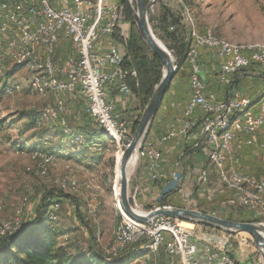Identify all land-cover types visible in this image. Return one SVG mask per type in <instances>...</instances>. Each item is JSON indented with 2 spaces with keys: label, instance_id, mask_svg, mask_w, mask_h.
Segmentation results:
<instances>
[{
  "label": "rangeland",
  "instance_id": "obj_1",
  "mask_svg": "<svg viewBox=\"0 0 264 264\" xmlns=\"http://www.w3.org/2000/svg\"><path fill=\"white\" fill-rule=\"evenodd\" d=\"M144 1L147 6L153 0ZM189 1L191 7L183 9L186 5L184 0H157L148 9L151 29L156 38L171 52L176 66V57L169 47L176 44L175 38L182 33L189 39L192 29L202 34L213 32L219 39L241 47L244 52L264 50V0ZM132 3L137 8L136 1ZM121 8L126 21L133 27L132 21L126 15L125 7L121 5ZM132 20L137 30L133 17ZM174 21H178L177 26L173 25ZM144 45L146 46L145 43ZM146 48L148 55L153 56L149 48L147 46ZM66 56L67 53L63 58ZM4 68L5 74L0 76V225L10 223L17 228L20 222L21 228L22 223L25 224L35 219L41 213L43 205L51 201V212L55 204L60 205L57 212H52L51 220L53 224L58 225L57 228H62L69 233L62 238L65 243L73 246L81 245L85 248L92 246L107 261L111 258L112 260L117 259L118 261L115 260L114 263L118 264H127L131 258L144 253L158 254L144 252L136 255L140 251L139 248L134 250L130 257L126 256L127 252L119 253L117 228L124 215L129 217L124 213L120 203V159L121 154L127 148L126 142L118 144L109 135L99 133V128L94 123L76 111L67 118V129L58 126L57 122L49 118H42L43 112L54 108L49 106L55 103L58 96L61 95L66 104L65 96L68 93L57 95L51 90L47 93H38L29 86L32 74L21 65L7 58L4 61ZM163 74L162 68V77ZM246 74L247 72H244L243 76ZM243 76L233 79L234 94L240 93L250 98L251 95L264 93L262 82L264 79L257 86L255 79H244ZM8 83H11L10 86ZM15 86H19V89H12ZM9 87L12 91H8ZM71 107L66 104V108L73 109ZM134 107H140V113L132 117L128 112H121L118 108L124 122L128 123L127 128L132 136L131 141L135 133V124L140 121L146 108L143 109L137 100L130 112L138 109ZM36 115H38L36 125L31 126L32 117ZM78 137L86 140L83 145L82 142L75 140ZM262 142H264V129L262 130ZM250 151H253L250 157L252 162L244 160L243 170L250 175H262L264 154L256 149ZM138 154L139 152L129 167V197L132 206L143 213H149L164 206L173 207L168 205L166 199L167 204L164 203L165 205L160 202L163 199L145 204L137 197V203H135L133 199L136 187L135 174L141 164L137 160ZM243 155L242 152L241 156ZM51 156L54 159L46 165L45 175H37L39 166L45 161V157ZM173 161H176V158ZM196 180L198 181H190V185L181 184L180 188L191 187L188 188V192H185L183 198L177 199L184 203L185 198L193 205L194 210L205 209L209 212L207 214L220 218L228 216L230 207L226 203L231 193L219 178L214 175L208 186L200 182V177ZM73 182L79 185L77 194L70 190ZM197 191L201 193L197 194ZM80 194L83 195L84 200L77 198ZM65 196L74 201L77 206L75 210H70L69 203V209H65L61 201ZM90 204L93 208L89 206ZM149 204L150 206H147ZM235 209L245 210L238 206ZM256 210L262 215H259V223H261V220L263 222V209ZM216 231L220 233L222 242L230 243L236 251H240L238 258L241 264H261V254L257 253L253 243L248 241V244L240 250L239 242L242 243V236L248 238L247 235L236 238L229 236L231 233L218 229ZM211 241L219 242L217 238ZM116 255L117 258H115ZM108 263L112 262L108 261Z\"/></svg>",
  "mask_w": 264,
  "mask_h": 264
},
{
  "label": "built area",
  "instance_id": "obj_2",
  "mask_svg": "<svg viewBox=\"0 0 264 264\" xmlns=\"http://www.w3.org/2000/svg\"><path fill=\"white\" fill-rule=\"evenodd\" d=\"M0 0V49L1 53H9L11 58L24 61V52H28L32 43L43 45V55L38 57L40 63L48 62L56 72L58 81L65 83V89H71L72 98L83 102L82 113L97 128H106L119 132L122 142L128 146L131 142L128 123L124 122L118 105L110 98L109 87L116 86L124 95H132L129 81L137 79L134 69L126 68L128 52L126 48L112 47L109 52L102 53L97 45L104 39H111L121 21L125 18L121 5L108 4L106 0ZM7 28L16 29V38H9ZM62 44L70 45L65 54L60 55ZM203 50L213 51L219 63V83L227 88L232 87L234 78L242 76L252 65L264 66V51L227 53L222 49L205 47L198 35V44L191 46L190 78L191 97L188 100L183 117L176 119L168 132L156 144L146 142L140 150L137 160L147 161L148 173L152 181L159 180L164 162L159 146L165 145L193 129V119L198 113L203 116L200 121L199 143L208 153V167L200 173V182L208 186L215 175L231 193L227 201L230 211L237 206L251 211L259 220L256 209L248 208L247 197L242 196L236 188L227 187L222 181L223 171H230L240 181L255 186V192L264 194V174L250 175L244 172L241 153L245 148L256 149L264 154V142L260 135L264 129V105L253 108L249 116L240 121L237 132L227 138L224 160H213V138L217 128L229 121L230 112L239 103L249 98L240 93H233L227 99H218L207 90L202 79L200 61ZM0 64H2L0 56ZM49 107L58 109L60 114L66 113V104L62 96ZM75 112V109H74ZM72 116L74 113H69ZM59 126V121H57ZM218 161H226V168H218ZM174 188L181 186L180 178L174 175ZM136 202V194L133 196ZM70 210L77 208L74 201L68 199ZM184 208L194 210L193 205L184 200ZM52 215V212H51ZM259 224V221L257 222ZM20 230L3 226V235L11 236ZM124 239L120 240L119 253H132L139 247L153 246L157 253L163 252L176 264H241L240 251L233 245H223L210 241L200 242L187 228V222L172 218H156L147 224H130L123 222ZM247 235L248 238L242 236ZM231 237L240 238V250L248 244H254L252 236L247 233H234ZM256 248V247H255ZM257 253H260L256 248ZM117 258V255L115 256Z\"/></svg>",
  "mask_w": 264,
  "mask_h": 264
},
{
  "label": "crops",
  "instance_id": "obj_3",
  "mask_svg": "<svg viewBox=\"0 0 264 264\" xmlns=\"http://www.w3.org/2000/svg\"><path fill=\"white\" fill-rule=\"evenodd\" d=\"M51 1L54 6H58L56 0ZM106 2L108 4L121 5V0H106ZM131 29V25L124 18L121 21L115 35L111 39H104L98 43V50L102 53L109 52L112 47H117L119 49L126 48L127 50V45L131 36ZM69 48L70 45L66 46V44H62L59 51L60 55L67 53ZM128 61L129 60L127 59L126 63H128ZM200 61L202 64V79L207 85V90L214 93L218 99L223 100L229 98L235 92V89L233 86L227 88L226 86H223L219 83V68L216 65L215 52L203 50ZM109 91L110 98L117 103L118 108L121 110V112H128L130 117L135 115L137 116L140 113V107H137L138 109L134 107V109L137 110L134 112H130L132 105L136 103V100L138 101L133 93L129 96L124 95L116 86L109 87ZM176 94H179V96H177ZM175 96H177L178 99L177 103L174 102ZM190 97L191 89L188 77L178 76L167 101L169 105L175 108V114L173 115V117L169 118L168 122H163L164 117L167 115L165 108L163 113H161L162 115L159 117V119L152 124V127L149 131V138L146 139V142L156 144L160 141V139L168 132L170 125H172V123L176 119H180L183 117L186 104ZM65 98L68 107L72 106L71 108L75 109L76 112L80 113L82 116L84 115L82 113V101L72 98V94H67ZM201 118V113L196 114L193 119L194 125L192 131L184 136L174 139L168 144L159 146V149L162 152L164 158V162L162 163L160 172L162 177L159 180L152 181L148 173L147 161L144 159L139 160V164H141L139 165L137 173L135 174L136 187L134 195L136 194V197L142 203L147 204L146 202H158L161 199L171 200L177 198L179 199V197L180 199L183 198V196H185L186 194L185 192H188V188H190L191 186L186 189H184V187L178 188V186L174 188V185L176 183L174 178L175 174H177L180 178V185L183 184L186 186L188 184L190 185V181H198L196 180V178L200 176V173L202 172V166H204L208 162L207 151L203 148L196 147V145L199 143L200 138L199 132ZM260 140H262V134L260 135ZM175 158L176 161H173ZM246 160L252 162V159H249L248 157L246 158ZM200 193L201 191H197V194ZM67 197L68 196H65V198L61 200L63 202V206L65 205V209H69ZM77 198H83V195H77ZM84 199L85 198H83V200ZM89 206L93 208V205L90 204ZM147 206H150V204ZM187 228L195 237L199 239L200 242L210 241L220 245L224 244L220 240V233L213 227L197 223H187ZM214 238H217L219 242L211 241ZM117 241L120 244L119 240ZM139 249L140 251L136 255L144 252L151 253L147 251L145 247H139ZM132 260H134V263H132ZM129 263L176 264L175 262H172V260L167 256L165 257V254L163 252H160L156 255H149L144 253L140 256L131 258L127 262V264Z\"/></svg>",
  "mask_w": 264,
  "mask_h": 264
},
{
  "label": "trees",
  "instance_id": "obj_4",
  "mask_svg": "<svg viewBox=\"0 0 264 264\" xmlns=\"http://www.w3.org/2000/svg\"><path fill=\"white\" fill-rule=\"evenodd\" d=\"M186 3L183 6L191 7V2L189 0H184ZM121 5L125 8L126 15L129 20L132 21L133 27L131 29V36L127 45L128 52V63H126V68L134 69L137 71L138 78L129 81V86L132 93L138 99L142 108L144 109L149 100L151 99L156 86L162 79V65L160 61L153 55L149 56L146 46L141 40L132 17L126 6V0H121ZM168 14L167 10H165ZM173 25H178V21L172 22ZM164 40V39H163ZM176 44L173 47H169L174 53L177 60V73L166 92L163 101L159 107V111L154 120V123L162 115L166 108L167 115L164 117L163 122H168L170 117L175 114V108L169 105L167 102L169 99V94L171 93L174 83L177 77H188L190 78V65L188 63V53L192 46V38L189 34V39L182 33L175 38ZM216 65L219 68V63L216 59ZM262 70V71H261ZM251 71V72H249ZM246 75H242L244 79H249L257 82L255 85H260L262 79H264V66L252 65L245 70ZM264 83V81H262ZM179 96V94H176ZM175 96L174 102L177 103L178 99ZM254 105H258L264 98V93L261 95L250 96ZM203 116V115H202ZM38 120V115L32 117L31 126H35ZM139 122L135 124V131L138 127ZM149 138V133L147 139ZM82 145L85 143V139H82ZM251 148H245L242 156V162L246 160V157L250 159L253 151ZM245 151V152H244ZM258 151V150H257ZM247 155V156H246ZM209 163L202 166L201 170L206 169ZM264 172L262 173V175ZM168 205L178 208H184V204L178 199L166 200ZM165 199L161 200V204H167ZM165 203V204H164ZM52 202H47L43 205L41 213L25 224L22 223L20 230L11 236L0 237V264H118L114 263L117 259L108 260L102 255L97 253L92 246L85 248L81 245H71L62 241L65 235H69L68 232L64 231L62 228H57L56 223H52L51 220V207ZM160 204V205H161ZM204 213H209L205 209H200ZM224 219L235 221V222H245L252 223L259 221L254 218V214L248 210H231L228 216H222ZM132 253H129L130 257ZM127 262V259L125 260Z\"/></svg>",
  "mask_w": 264,
  "mask_h": 264
},
{
  "label": "bare ground",
  "instance_id": "obj_5",
  "mask_svg": "<svg viewBox=\"0 0 264 264\" xmlns=\"http://www.w3.org/2000/svg\"><path fill=\"white\" fill-rule=\"evenodd\" d=\"M133 1L134 0H131V2ZM190 34L192 38V46H196L198 44V35H200V40L203 41L205 47L215 46V49H222L223 46H226L227 53L244 52L241 47L219 39L218 37L215 36L213 32L209 31L205 34H202L199 33L196 29H192ZM7 35L9 38H16V29L7 28ZM250 52H261V51H250ZM40 55H43V45H41L40 43H32L30 49H28V52H24V61H20L19 58L10 59V54L1 53V49H0V56L2 60V64H0V76H4L5 74L4 61L8 58L9 60H12L18 63L19 65H21L27 72L32 74L29 81V86L34 90L38 91V93H47L48 90H51L57 95L64 93L72 94L71 89H65V83L63 81H58L56 72L54 71L52 65H49L48 62L40 63L38 59ZM188 59L190 64L189 53H188ZM10 84L11 83H8L9 86ZM12 89H19V86H15V88L12 87ZM12 89L9 87L8 91H12ZM261 105H264V98L259 103V106ZM253 108L255 107L251 98H246V100L239 103V105L230 112L229 121H227L222 126V128H217L215 132V138H213V160H224L225 150L227 147V138L230 137V135L233 134L234 132L238 131L240 126V121L245 119L246 116H249L251 111H253ZM69 113H74V110L66 108V113L60 114V119H59L58 109L54 107L49 111L43 112L42 118H46V119L49 118L54 122L59 121V125L67 129L68 128L67 118L70 117ZM100 132L109 135L116 143L118 144L122 143V137H120L119 132L106 128H99V133ZM75 140L80 143L83 142L82 138L80 137L76 138ZM122 156L123 154H121L120 165H121ZM134 158H136V156H134L133 159ZM53 159L54 157L52 156L45 157V161L42 164H40L39 171L36 174L40 176H44L46 173V165L50 164ZM218 168H226V161H218ZM120 179H121V170H120ZM222 181L227 183V187L236 188L240 191V194L242 196L247 197L248 208L261 209V210L263 209V222L261 220V223L259 224L264 225V194L255 192V186L250 185L246 181H240V179H236V176L230 175V171H223ZM70 190L72 193L77 194L79 192L78 183L73 182L70 185ZM59 209H60V205L55 204L52 212L53 213L57 212ZM137 213L141 215L144 214L143 212L140 211H137ZM129 217L124 215L122 217L121 223L117 228L116 237L119 240V242L121 239H124L123 222L125 221V219H128V222L130 224H141V222H138L135 219L133 220ZM7 224L10 223H4L0 225L1 236L3 235V226ZM10 228H16V227L10 224ZM145 248L147 251L151 253H157L155 250H153V246H146ZM114 252H116V250H114Z\"/></svg>",
  "mask_w": 264,
  "mask_h": 264
},
{
  "label": "water",
  "instance_id": "obj_6",
  "mask_svg": "<svg viewBox=\"0 0 264 264\" xmlns=\"http://www.w3.org/2000/svg\"><path fill=\"white\" fill-rule=\"evenodd\" d=\"M126 1L140 38L152 54L160 61L164 74L142 114L132 141L123 152L120 165V203L124 213L143 224L150 223L158 217H166L182 220L187 223L203 224L232 234L247 233L252 236L254 245L261 254V264H264V226L261 224L235 222L197 210L166 206L141 215L138 214L137 210L132 206L129 197V165L133 157L137 155L144 146L150 128L159 111V107L177 73L178 67L174 64L171 52L154 35L149 23L148 9L153 6L157 0H153L152 3L147 6L144 0H135L137 8L134 7L131 0Z\"/></svg>",
  "mask_w": 264,
  "mask_h": 264
}]
</instances>
